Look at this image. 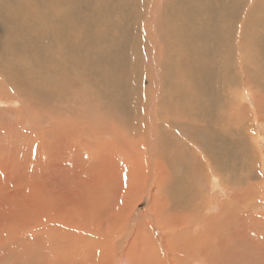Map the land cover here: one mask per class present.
<instances>
[{
    "label": "bare ground",
    "instance_id": "6f19581e",
    "mask_svg": "<svg viewBox=\"0 0 264 264\" xmlns=\"http://www.w3.org/2000/svg\"><path fill=\"white\" fill-rule=\"evenodd\" d=\"M13 99L91 132L111 126L125 168L136 166L127 196H147L140 189L151 183L165 196H148L149 210L133 217L148 245V217L171 225L155 216L158 205L186 218L182 182L201 189V152L218 171L227 154H213L247 146L249 123H264V0H0V102ZM109 158L116 170L118 152ZM232 174L248 176L242 167ZM126 213L117 214L124 230ZM108 218L115 231L119 221Z\"/></svg>",
    "mask_w": 264,
    "mask_h": 264
},
{
    "label": "rangeland",
    "instance_id": "374dc122",
    "mask_svg": "<svg viewBox=\"0 0 264 264\" xmlns=\"http://www.w3.org/2000/svg\"><path fill=\"white\" fill-rule=\"evenodd\" d=\"M249 99L250 104L243 102L248 112L253 106ZM20 101L0 102V264H144V259L150 260L148 264L173 260L179 264H264L263 122L249 123L247 146L213 154L216 158L227 154L218 171L207 162L209 153L201 152V189L182 182L191 203L186 205V218L171 217L158 205L155 216L171 225L157 226L148 217L151 242L146 245L142 236H135L133 217L149 210L148 196H165L153 183L141 186V194L147 196H127L124 185L133 180L136 166L125 168L122 157H128L118 134L109 130L111 126L91 132L84 124L71 125L66 121L72 116H54L50 111L43 116L33 108L34 101L29 106ZM67 112H74L73 103ZM110 149L121 159L116 170L115 161L109 160ZM237 167L251 178L241 181L239 176H229ZM252 168L256 170L253 175ZM214 176L224 181V189L211 181ZM230 181L236 182L230 185ZM125 213L128 234L123 218H117ZM109 216L119 221L115 231ZM189 218L197 224H190ZM110 234L115 238L108 240ZM128 252L133 253L132 259ZM202 254L204 258L198 259Z\"/></svg>",
    "mask_w": 264,
    "mask_h": 264
}]
</instances>
